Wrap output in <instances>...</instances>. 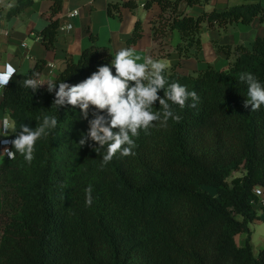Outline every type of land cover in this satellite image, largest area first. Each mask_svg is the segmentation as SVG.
<instances>
[{
  "label": "trees",
  "instance_id": "16d2710c",
  "mask_svg": "<svg viewBox=\"0 0 264 264\" xmlns=\"http://www.w3.org/2000/svg\"><path fill=\"white\" fill-rule=\"evenodd\" d=\"M51 1L48 24L35 35L55 50L63 0ZM34 2L15 0L0 11V19L20 16ZM209 2L147 0L145 8H161L152 21L149 56L166 58L174 51L197 58L203 29L224 32L230 25L264 21L258 0L189 15V7ZM123 8L135 13L139 3L108 0L110 16L121 18ZM173 31L181 38L174 48L169 41ZM142 36L138 19L127 47ZM89 38L91 45L79 60L69 59L54 81L78 83L97 64L112 59L110 48L98 45L95 34L89 32ZM213 44L226 55L228 69L209 65L187 75L177 65L166 69L169 83L196 91L197 106L188 107L191 99L182 109L172 105L179 122H154L135 138L132 155L117 153L107 164L103 150L99 155L78 144L88 129L80 109L69 105L57 111L47 85L34 93L22 87L33 73L41 77L46 60L12 77L0 90V109L17 128L22 123L35 128L44 114L57 116L59 123L36 142L31 164L19 153L0 163V264H264V247L255 256L251 245V225L264 222V202L254 191L260 187L264 194V105L256 111L245 107L247 85L239 80L240 73L251 72L264 82V37L251 49ZM159 107L157 101L153 111ZM241 170L243 176L233 177ZM89 185L90 207L85 203ZM242 233L247 237L239 246L236 236Z\"/></svg>",
  "mask_w": 264,
  "mask_h": 264
},
{
  "label": "clouds",
  "instance_id": "9594fccd",
  "mask_svg": "<svg viewBox=\"0 0 264 264\" xmlns=\"http://www.w3.org/2000/svg\"><path fill=\"white\" fill-rule=\"evenodd\" d=\"M71 29V25H68ZM135 50L121 47L109 63L98 65L85 79L70 84L65 80L56 82L48 79L41 82L39 74L33 73L31 78L23 80L22 87L36 92L43 85L47 91L54 93L53 105L57 111L61 107L72 106L80 109V117L88 122V129L81 133L78 144L91 147L99 155L103 150L102 162L107 164L119 153L121 156L133 154L136 139L141 131L147 133L155 127L154 122L166 126L168 121L181 120L172 105H179L182 109L191 99L188 107L195 108L200 97L196 91H189L186 85L171 82L166 78L167 64L162 60L146 57L143 63ZM17 72V65L8 62L0 68V88L6 87ZM239 80L247 85L245 107L251 106L256 111L264 105V82L253 73H240ZM163 90V96L160 91ZM159 102L160 111H153V106ZM40 122L35 128L22 123L17 128L3 121L0 137L15 134L10 141L6 138V147L13 146L14 150L5 149L0 155L11 160L19 153L25 162L31 164L34 159L36 142L42 137L50 135L58 126L55 115L44 114L38 118ZM10 138V137H9ZM93 188L89 185L85 189V203H93ZM256 195H261L256 190Z\"/></svg>",
  "mask_w": 264,
  "mask_h": 264
},
{
  "label": "crops",
  "instance_id": "0c3cea01",
  "mask_svg": "<svg viewBox=\"0 0 264 264\" xmlns=\"http://www.w3.org/2000/svg\"><path fill=\"white\" fill-rule=\"evenodd\" d=\"M137 1L139 8L135 13L128 8H123L122 17L119 18L108 14V0H63V9L59 14L60 27L56 48L48 50L35 33L41 31L48 24L47 14L53 2L51 0H35L34 4L20 16L10 20L0 19V68L5 63L11 62L17 65L16 74H21L32 69L38 59H44L47 63L41 73L40 80L41 82H46L48 79L54 80L65 69L69 59L78 61L82 51L91 45L89 32L98 37V45L108 46L112 57H114L119 48L127 47V40L138 19L142 22L143 36L132 49L140 57L138 62L143 63L154 48L152 21L159 16L161 8L154 4L147 9L144 7L147 0ZM247 1L252 0H210L206 5L189 7L188 13L191 16H198L204 11L224 10L229 6ZM258 1L264 6V0ZM14 3L15 0H0V11L6 12ZM74 11H77V15L70 17L69 14ZM68 25H71V29L68 28ZM258 37H264V21L259 18L248 25L242 23L230 25L224 32L203 29L201 34L202 50L197 58L185 59L173 51L166 58L153 59L164 61L167 68L177 65V71L184 75L206 69L209 65L217 70H226L229 67V60L224 53L217 52L213 42L217 41L222 45L232 46L243 44L251 49ZM169 41L174 48L181 41L179 32L173 31ZM110 61L97 64L95 70L98 65ZM1 117H3V121L9 118L0 109V119ZM9 137L11 136H2L0 141ZM261 199L264 202V198ZM258 223H262V221L256 220L253 224ZM239 236L243 237L241 241H238ZM244 236L243 233L236 236L239 246L245 243ZM253 239L254 230L252 228L251 245L254 255L257 256L262 248L255 247Z\"/></svg>",
  "mask_w": 264,
  "mask_h": 264
},
{
  "label": "rangeland",
  "instance_id": "374dc122",
  "mask_svg": "<svg viewBox=\"0 0 264 264\" xmlns=\"http://www.w3.org/2000/svg\"><path fill=\"white\" fill-rule=\"evenodd\" d=\"M7 120L9 121V123H11L9 118H7ZM2 121H3V117H1V119H0V128L3 125ZM9 136H11V135H9ZM244 173H245L244 170H241L239 172L234 173L233 177H241V176H243ZM263 198H264V196H263ZM256 209L258 210L259 214L262 213V211L258 207H256ZM251 228H253V230H254V239H253L254 246L255 247L259 246V248H263L264 247V222L258 223V224H253V225H251ZM244 237H245L244 239L246 240V237H247L246 234ZM242 239H243V237H241V236L238 237V241H241Z\"/></svg>",
  "mask_w": 264,
  "mask_h": 264
},
{
  "label": "built area",
  "instance_id": "2783aa9c",
  "mask_svg": "<svg viewBox=\"0 0 264 264\" xmlns=\"http://www.w3.org/2000/svg\"><path fill=\"white\" fill-rule=\"evenodd\" d=\"M77 15V11H74L73 13H70L69 14V16L70 17H74V16H76ZM11 80V79H10ZM10 82V81H9ZM9 84V83H8ZM4 88V87H3ZM2 88H0V90H1ZM8 139H10V141H11V137L10 138H8ZM6 140V139H5ZM5 140H2V141H0V152H3L5 149H8V150H11V147H6V143H4V141ZM6 158H8L7 156H5V155H0V163L4 160V159H6ZM259 190L260 191V193H261V195H259V197H263L264 196V194H263V191H262V189L260 188V187H256L255 188V193H256V190Z\"/></svg>",
  "mask_w": 264,
  "mask_h": 264
}]
</instances>
